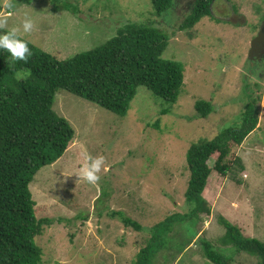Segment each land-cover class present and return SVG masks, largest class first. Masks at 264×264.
<instances>
[{
  "label": "rangeland",
  "instance_id": "obj_1",
  "mask_svg": "<svg viewBox=\"0 0 264 264\" xmlns=\"http://www.w3.org/2000/svg\"><path fill=\"white\" fill-rule=\"evenodd\" d=\"M66 1L76 4V14L57 10L53 0H0V18L7 17L0 33L17 29L19 36L65 59L105 43L125 22H149L168 37L162 57L184 65V84L174 104L139 86L123 116L57 90L53 109L75 133L62 156L42 166L29 183L35 215L53 222L34 239L41 248L40 264H132L153 224L191 209L184 196L190 144L239 125L248 93L258 97V124L233 147L244 164L240 183L212 171L203 191L210 215L196 221L194 236L186 223H175L172 239L155 264H212L202 255L201 239L232 256L231 264H258L256 257L221 243L225 228L218 216L245 236L264 241V52L257 56L258 44H251L263 24L264 0H214L212 17L185 31L179 24L191 11L192 0H174L161 16L153 13L150 0ZM25 17L33 21L30 32L23 31ZM27 75L23 69L15 78ZM198 98L214 106L207 117L194 109ZM100 156V179L90 184L78 178L86 157ZM213 161L208 160L209 166ZM113 211L144 229L124 226L110 216ZM180 243L184 247L178 251Z\"/></svg>",
  "mask_w": 264,
  "mask_h": 264
},
{
  "label": "trees",
  "instance_id": "obj_2",
  "mask_svg": "<svg viewBox=\"0 0 264 264\" xmlns=\"http://www.w3.org/2000/svg\"><path fill=\"white\" fill-rule=\"evenodd\" d=\"M53 1L57 10L59 7L74 14L78 11L76 4L69 1ZM212 1L193 0L192 9L179 28L189 30L203 17H212ZM150 2L153 13L161 16L174 0ZM2 8L0 4V12ZM19 37L27 42L31 52L26 61L14 60L10 53L0 49V264H40L41 248L34 239L42 233L43 226L53 222L35 215L36 202L29 183L42 166L62 156L75 133L71 124L53 109L57 90L63 89L123 116L139 86H145L165 102L176 103L184 84V65L162 57L168 37L149 22H125L105 43L65 59ZM23 69L28 70V75L16 79L15 73ZM248 96L250 100L241 112L239 125L228 126L213 138H200L190 144L185 153L189 178L184 196L191 209L186 214L171 213L153 224L132 264H155L160 251L172 239L170 233L175 223H186L183 226L188 228L189 236L195 235L196 221L211 213L203 191L212 171L240 183L238 174L244 164L233 147L242 144L258 124V97L251 93ZM193 106L200 117H207L214 110L211 101L203 98L196 99ZM164 113L162 110L161 114ZM209 159L214 160L212 166ZM110 216L118 217L124 226L136 231L144 229L140 222L119 211ZM218 222L225 228L220 239L223 245L254 256L258 264H264V241L245 236L223 216H218ZM200 246L208 262L231 264L232 256L208 240L201 239ZM183 247L182 243L176 245L178 251Z\"/></svg>",
  "mask_w": 264,
  "mask_h": 264
},
{
  "label": "clouds",
  "instance_id": "obj_3",
  "mask_svg": "<svg viewBox=\"0 0 264 264\" xmlns=\"http://www.w3.org/2000/svg\"><path fill=\"white\" fill-rule=\"evenodd\" d=\"M5 7H10L5 3ZM7 24V17L0 18V29ZM22 28L24 32H30L33 28V21L31 18L25 17L22 21ZM17 29H11L0 33V49L6 50L10 53L14 60H27L31 55L27 42L21 39L17 35ZM87 163H85L80 169L79 173H76L78 178H83L90 184H95L99 179L98 173L101 170V166L104 164V158L100 157H86ZM133 262V261H132Z\"/></svg>",
  "mask_w": 264,
  "mask_h": 264
},
{
  "label": "flooded vegetation",
  "instance_id": "obj_4",
  "mask_svg": "<svg viewBox=\"0 0 264 264\" xmlns=\"http://www.w3.org/2000/svg\"><path fill=\"white\" fill-rule=\"evenodd\" d=\"M191 9H192V7H191ZM251 44H258L257 48L259 49V52L257 53V56L259 55V53L264 52V19H263V24H261V26L258 29V32L254 35V38H253V41L251 42Z\"/></svg>",
  "mask_w": 264,
  "mask_h": 264
}]
</instances>
